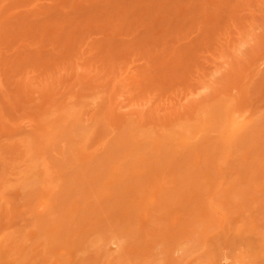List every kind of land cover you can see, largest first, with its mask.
<instances>
[{
    "label": "rangeland",
    "instance_id": "374dc122",
    "mask_svg": "<svg viewBox=\"0 0 264 264\" xmlns=\"http://www.w3.org/2000/svg\"><path fill=\"white\" fill-rule=\"evenodd\" d=\"M264 264V0H0V264Z\"/></svg>",
    "mask_w": 264,
    "mask_h": 264
},
{
    "label": "clouds",
    "instance_id": "9594fccd",
    "mask_svg": "<svg viewBox=\"0 0 264 264\" xmlns=\"http://www.w3.org/2000/svg\"><path fill=\"white\" fill-rule=\"evenodd\" d=\"M219 264H232L231 255L227 252L221 253L219 256Z\"/></svg>",
    "mask_w": 264,
    "mask_h": 264
}]
</instances>
